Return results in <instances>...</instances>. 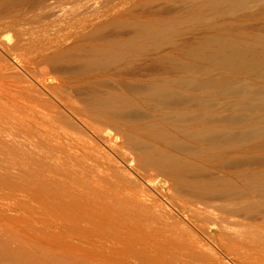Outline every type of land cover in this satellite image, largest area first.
<instances>
[{"label":"rangeland","instance_id":"obj_1","mask_svg":"<svg viewBox=\"0 0 264 264\" xmlns=\"http://www.w3.org/2000/svg\"><path fill=\"white\" fill-rule=\"evenodd\" d=\"M9 38L0 120L9 127L30 112L19 96L41 109L38 83L64 77L93 124L124 140L119 172L154 197L142 196L144 215L130 220H143L140 230L124 222L135 242L81 233L64 248L48 223L17 218L13 185L0 186V264H264V65L218 53L231 42L252 60L264 48V0H0V40ZM178 93L193 100L177 103ZM38 117L51 132L68 126L49 109Z\"/></svg>","mask_w":264,"mask_h":264},{"label":"bare ground","instance_id":"obj_2","mask_svg":"<svg viewBox=\"0 0 264 264\" xmlns=\"http://www.w3.org/2000/svg\"><path fill=\"white\" fill-rule=\"evenodd\" d=\"M1 40V47L7 49L5 51L8 52L10 47L12 48L13 42H10V38L8 40L9 42ZM219 46V58L223 62H232L236 66H246L249 64L253 66L264 65V48L253 49V59L250 60L247 57V53L250 52L249 49L241 48L231 42H224ZM9 52L11 55V50ZM7 75H10L9 72ZM26 81L29 83V88L30 86H35V83L33 84L32 79L30 80L29 77H27ZM38 84L40 87L39 89L36 87V92L43 95L40 101L42 103L45 102V105H42L41 109H39L41 105L38 103L30 102V100L23 102L25 100H23L22 96H19L21 101L18 104L21 105V108L24 107V109H28L30 112L24 117L16 119L13 123L10 122V125L7 123L9 127L4 122L6 120V122H9L8 119L5 118L2 120V116H5V114L1 112L0 186L5 190L7 184L11 183L13 185L16 191L14 199L16 217L19 219H28L36 223H48L50 228L53 227L51 228L52 234L63 236L64 248L67 247V245L65 246V242L68 240L66 237H74L75 241L76 238L81 237V233L82 235L83 233L85 234V238L88 235L91 236L90 234L92 236L95 234L94 237L98 235L99 237H103L101 240L106 241H109L107 235L110 236V234L114 236L117 234L116 236L119 237L118 234L129 232L131 233L130 237H132L133 234L135 235V232H132L134 230L129 231L130 229L127 227L130 228V226H128L127 221L130 222L131 219L135 220L137 218L136 216L139 217L140 214L144 215L143 211L146 209H144L145 206L139 199L149 193L152 195V192L147 191L146 188L148 187L146 186L145 188L143 186L140 187L143 183H137L139 180L132 174L126 172V174H130L135 179L128 177L129 175L125 173L122 175L120 173L121 171L119 172V169H123L121 168L122 163L127 159L124 140L119 141V138H113L110 133H104L101 127H96L93 124L92 115L84 109V106L79 105L78 100L75 98L73 92H71L64 77H57V81L47 78L46 83L39 82ZM160 94L166 101H170L169 95L165 93ZM173 98L177 103L180 102L187 105L189 101L193 100L190 94L184 93L174 94ZM48 109L55 112L56 116L62 117L68 126H63L61 130L54 132L46 128L39 121L38 115L42 114L45 117L48 114ZM70 116H73L76 121L71 120ZM10 118L12 119V117ZM20 119H23V121L21 122ZM216 132L220 134L223 131L219 129ZM173 164V162L167 163L171 167L170 170L176 172L177 166ZM117 170L121 175H118V172L116 174ZM122 176H127L124 178H127L126 180L128 181L135 180L137 184L135 186L136 189L134 188L131 191L130 189L127 190L128 186L126 184L128 182ZM141 178L143 177L141 176ZM135 181H132L134 185ZM1 192H4L3 189ZM4 193L2 194L3 199ZM156 198L155 200L158 199ZM146 212H150L151 214V211L148 209L145 211V214ZM142 217L140 216L138 219ZM124 222L128 224H126L128 230L124 228ZM133 222H130L131 227L135 226L133 225L135 221ZM141 222L142 224L144 223L143 220ZM141 222L139 220V223L137 222L138 224L136 225L138 226ZM146 222L148 221L145 220ZM113 223L117 224V227ZM118 224L120 226L119 228ZM140 225L138 226L139 228ZM138 229L136 228L135 231ZM142 233L141 235H143ZM151 233L156 236L153 232ZM123 235L124 237H121L126 239L125 234ZM134 235L132 237L134 239L130 238L129 242L131 239L132 243L135 242ZM116 236L115 238H117ZM142 237L139 240L144 238ZM147 237V239H150L152 236L150 238L149 236ZM157 237L161 243L164 241L163 239H167V236L166 238L160 236L163 237L161 241L160 237ZM155 239L158 240L157 238ZM91 240L88 241L91 243ZM81 241L83 242L84 240ZM77 244H79V241ZM127 244L128 242L125 244V247ZM145 244L148 245L147 242ZM145 244L144 246L146 247ZM170 244H172V241ZM130 245L132 246L134 244ZM170 247L168 246L166 248L171 249L172 247ZM123 249L128 250L129 248ZM69 250H71V247ZM162 252L164 253L165 251ZM159 254H155V257ZM165 254L166 257L169 256L167 253ZM158 260L160 264L162 259L159 258ZM169 260L168 258L167 261ZM171 263H174V261H169V264ZM164 264L168 263L165 262Z\"/></svg>","mask_w":264,"mask_h":264}]
</instances>
